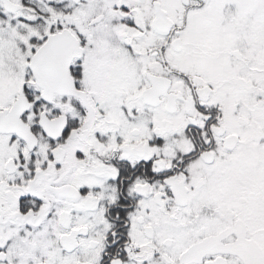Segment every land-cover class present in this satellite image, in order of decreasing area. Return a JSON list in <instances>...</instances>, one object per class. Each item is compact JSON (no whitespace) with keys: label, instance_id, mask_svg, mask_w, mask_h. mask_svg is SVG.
Wrapping results in <instances>:
<instances>
[{"label":"snow or ice","instance_id":"6c2138e0","mask_svg":"<svg viewBox=\"0 0 264 264\" xmlns=\"http://www.w3.org/2000/svg\"><path fill=\"white\" fill-rule=\"evenodd\" d=\"M0 264H264V0H0Z\"/></svg>","mask_w":264,"mask_h":264}]
</instances>
